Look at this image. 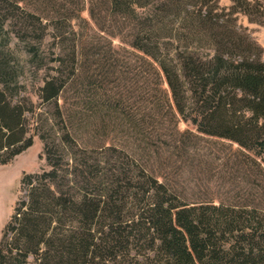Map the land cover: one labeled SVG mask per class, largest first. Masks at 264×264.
Segmentation results:
<instances>
[{
  "label": "trees",
  "instance_id": "1",
  "mask_svg": "<svg viewBox=\"0 0 264 264\" xmlns=\"http://www.w3.org/2000/svg\"><path fill=\"white\" fill-rule=\"evenodd\" d=\"M194 1L193 8L181 7L180 0L109 4L115 14L138 18L134 48L156 66L173 111L188 117L200 133L254 153L264 168V49L232 16L237 9L251 14L254 5L260 13L264 0H232L233 10L222 13L211 8L219 0ZM137 8L149 9L140 14ZM175 19L183 29L171 27ZM167 32L172 39L163 41ZM45 34L41 16L18 0H0V164L33 144L26 137L25 117L32 109L13 102L20 95L22 71L16 67L10 41L15 35L24 42L31 62L42 66ZM175 34L194 37L199 46L214 42L213 55L203 56L199 46L171 48L177 43ZM54 60L61 69L66 66L64 57ZM70 60L69 70L75 75V52ZM64 73L62 69L60 75H50L40 88L41 99L56 105L60 120ZM71 140L66 133L63 141ZM46 150L52 164L54 150ZM115 163L101 171L85 162L80 197L49 185L48 180L59 179L58 166L43 175H27L24 183L31 187L29 202L23 205L28 208L22 213L18 209L21 215H13L6 227L5 236L13 233L15 238L0 243L1 264H28L32 256L36 264H264V209L189 203L135 162L120 158ZM68 214L74 225L65 229Z\"/></svg>",
  "mask_w": 264,
  "mask_h": 264
},
{
  "label": "rangeland",
  "instance_id": "2",
  "mask_svg": "<svg viewBox=\"0 0 264 264\" xmlns=\"http://www.w3.org/2000/svg\"><path fill=\"white\" fill-rule=\"evenodd\" d=\"M18 1L44 20L46 34L41 52L45 62L42 66L31 62L25 43L12 36L10 47L16 67L22 71L18 79L21 87L17 88L20 95L14 96L13 102L22 101L32 109L25 117L26 137L33 144L8 163L0 164V243L6 245L15 238L13 233L5 236L6 227L18 209L22 213L28 208L23 205L29 202L31 186L24 183L27 175H43L58 166L59 179L48 180L49 185L80 197L85 162L98 165L101 171L103 167H116L115 161L120 158L135 162L189 203L264 209L260 159L237 144L200 133L188 117L173 111L156 66L134 48L138 18L115 14L109 0ZM180 3L184 8L195 7L194 0ZM233 6L232 0L211 4L215 13L223 9L230 12ZM254 6L251 14L237 9L232 16L240 30L264 49V7L259 13ZM148 9L137 11L145 14ZM172 25L179 30L184 27L177 19ZM169 35L165 33L163 41L172 39ZM175 36L173 49L177 44L183 49L186 45L191 49L199 46L194 37ZM213 43L205 41L199 46L200 53L213 55ZM74 52L75 75L69 70ZM57 57L66 59L62 69L67 84L58 101L62 120L56 116V105L44 103L40 96L44 80L62 72L54 60ZM68 132L73 140L64 142ZM47 146L54 150L52 164ZM68 215L65 229L74 225L70 222L73 215ZM28 264H36V258L30 257Z\"/></svg>",
  "mask_w": 264,
  "mask_h": 264
}]
</instances>
